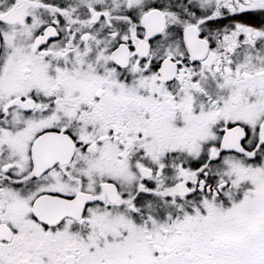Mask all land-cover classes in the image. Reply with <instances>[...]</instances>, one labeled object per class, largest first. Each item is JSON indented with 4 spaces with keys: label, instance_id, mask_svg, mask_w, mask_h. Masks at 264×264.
<instances>
[{
    "label": "snow or ice",
    "instance_id": "1",
    "mask_svg": "<svg viewBox=\"0 0 264 264\" xmlns=\"http://www.w3.org/2000/svg\"><path fill=\"white\" fill-rule=\"evenodd\" d=\"M0 264H264V0H0Z\"/></svg>",
    "mask_w": 264,
    "mask_h": 264
}]
</instances>
